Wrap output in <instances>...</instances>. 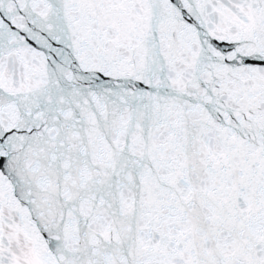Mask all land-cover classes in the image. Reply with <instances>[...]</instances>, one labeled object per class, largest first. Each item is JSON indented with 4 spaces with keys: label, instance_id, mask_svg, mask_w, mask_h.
<instances>
[{
    "label": "snow or ice",
    "instance_id": "6c2138e0",
    "mask_svg": "<svg viewBox=\"0 0 264 264\" xmlns=\"http://www.w3.org/2000/svg\"><path fill=\"white\" fill-rule=\"evenodd\" d=\"M0 264H264V0H0Z\"/></svg>",
    "mask_w": 264,
    "mask_h": 264
}]
</instances>
